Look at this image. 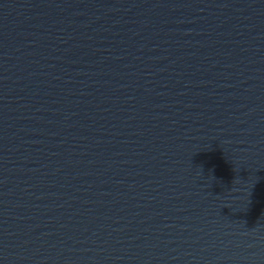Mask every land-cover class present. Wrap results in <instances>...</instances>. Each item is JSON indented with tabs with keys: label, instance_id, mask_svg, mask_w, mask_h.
<instances>
[{
	"label": "water",
	"instance_id": "95a60500",
	"mask_svg": "<svg viewBox=\"0 0 264 264\" xmlns=\"http://www.w3.org/2000/svg\"><path fill=\"white\" fill-rule=\"evenodd\" d=\"M0 264H264V0H0Z\"/></svg>",
	"mask_w": 264,
	"mask_h": 264
}]
</instances>
